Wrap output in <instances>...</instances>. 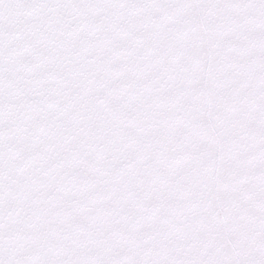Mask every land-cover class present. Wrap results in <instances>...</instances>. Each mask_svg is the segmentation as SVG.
<instances>
[{"label": "snow or ice", "instance_id": "6c2138e0", "mask_svg": "<svg viewBox=\"0 0 264 264\" xmlns=\"http://www.w3.org/2000/svg\"><path fill=\"white\" fill-rule=\"evenodd\" d=\"M0 264H264V0H0Z\"/></svg>", "mask_w": 264, "mask_h": 264}]
</instances>
